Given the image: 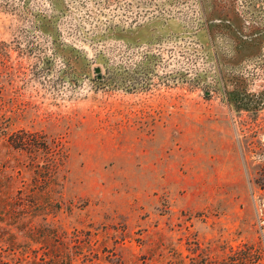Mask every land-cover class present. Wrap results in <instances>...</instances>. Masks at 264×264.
I'll list each match as a JSON object with an SVG mask.
<instances>
[{"label":"rangeland","instance_id":"374dc122","mask_svg":"<svg viewBox=\"0 0 264 264\" xmlns=\"http://www.w3.org/2000/svg\"><path fill=\"white\" fill-rule=\"evenodd\" d=\"M249 3L0 0V264L264 261V53L207 29Z\"/></svg>","mask_w":264,"mask_h":264},{"label":"trees","instance_id":"16d2710c","mask_svg":"<svg viewBox=\"0 0 264 264\" xmlns=\"http://www.w3.org/2000/svg\"><path fill=\"white\" fill-rule=\"evenodd\" d=\"M208 33L211 39L215 40L219 35L227 36L231 39L232 49L246 56H256L264 53V0H250L247 9L242 11L228 12L226 17L220 22L208 23ZM242 88L245 79H236ZM238 87L237 93L230 100L239 110L250 109L252 105L247 101L245 89ZM262 100L254 104L255 109L261 108ZM2 261L0 260V263ZM3 263V262H2ZM51 264H61L60 259H56ZM71 264V263H69ZM192 264H264L262 251L256 245L244 244L242 247L234 248L229 246L222 259L211 261L207 258L195 259Z\"/></svg>","mask_w":264,"mask_h":264}]
</instances>
